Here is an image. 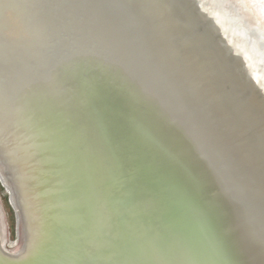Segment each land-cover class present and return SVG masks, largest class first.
<instances>
[{
    "label": "water",
    "instance_id": "95a60500",
    "mask_svg": "<svg viewBox=\"0 0 264 264\" xmlns=\"http://www.w3.org/2000/svg\"><path fill=\"white\" fill-rule=\"evenodd\" d=\"M240 15L232 0H0V136L50 197L26 262L0 161L18 233L0 214V264H264V40Z\"/></svg>",
    "mask_w": 264,
    "mask_h": 264
},
{
    "label": "bare ground",
    "instance_id": "6f19581e",
    "mask_svg": "<svg viewBox=\"0 0 264 264\" xmlns=\"http://www.w3.org/2000/svg\"><path fill=\"white\" fill-rule=\"evenodd\" d=\"M235 5L241 14V18L244 16L246 19L260 27V30L263 33L262 39L264 40V27L260 22L256 21L254 18H251L248 15L246 11L247 7L245 5V1L237 0ZM237 25L239 26L240 24L236 23V25L232 26V32L234 33L233 27L234 29H237L236 32H238V35L240 36L239 39L243 40V36L248 37L251 34L249 30H247L249 33L247 34V31H243L242 29L238 28ZM256 42L258 43H255L257 48L264 45V42L261 40H258ZM7 139V137L0 136V161L2 162V165L6 167V169L12 172V176L10 178L12 179L13 184H15L14 188L19 193L18 199L23 205L26 212L27 224L29 225V228L26 225V228L28 229L29 245L28 248L23 252V259H25L24 261L26 262H30L33 259L32 253L36 252V248L34 246L36 245L35 242H37L38 237H41L43 232V216H45L44 210L46 209L45 203L50 200V197L43 196L39 198V200L35 198V193H33L28 185L29 177L31 176V172L29 170L31 169V167L29 169V165L24 160L22 151L19 149L20 145L18 143L9 144V142L6 141ZM52 209L53 208H51L50 210ZM46 228L47 227H45V229ZM39 230L41 232H39Z\"/></svg>",
    "mask_w": 264,
    "mask_h": 264
},
{
    "label": "rangeland",
    "instance_id": "374dc122",
    "mask_svg": "<svg viewBox=\"0 0 264 264\" xmlns=\"http://www.w3.org/2000/svg\"><path fill=\"white\" fill-rule=\"evenodd\" d=\"M240 1V0H239ZM246 5V11L251 18L260 22L264 27V0H244ZM235 4L237 0H232ZM0 201H1V218L3 222V228L7 236L8 242L16 241L18 239L17 222L15 210L9 202V192L0 180ZM8 245V243H6ZM12 249L16 251L20 247V243L14 246ZM10 248V247H9Z\"/></svg>",
    "mask_w": 264,
    "mask_h": 264
}]
</instances>
